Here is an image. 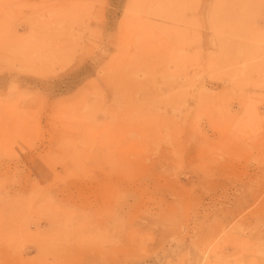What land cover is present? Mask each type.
<instances>
[{
  "label": "rangeland",
  "instance_id": "374dc122",
  "mask_svg": "<svg viewBox=\"0 0 264 264\" xmlns=\"http://www.w3.org/2000/svg\"><path fill=\"white\" fill-rule=\"evenodd\" d=\"M0 264H264V0H0Z\"/></svg>",
  "mask_w": 264,
  "mask_h": 264
}]
</instances>
